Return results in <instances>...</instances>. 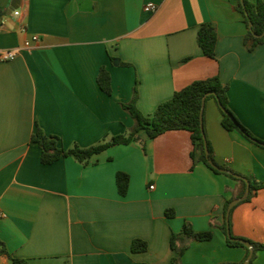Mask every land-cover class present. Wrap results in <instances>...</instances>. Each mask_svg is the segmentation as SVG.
Wrapping results in <instances>:
<instances>
[{
	"label": "crops",
	"instance_id": "obj_1",
	"mask_svg": "<svg viewBox=\"0 0 264 264\" xmlns=\"http://www.w3.org/2000/svg\"><path fill=\"white\" fill-rule=\"evenodd\" d=\"M238 1L0 0V50L39 37L32 49L0 61V240L12 257L28 264L245 261L247 250L228 246L220 230L223 205L237 198L241 183L194 162L188 131L153 139L140 132L145 151L135 142L116 145L87 164L72 157L42 164L30 142L37 126L64 149L126 134L133 120L122 104L134 88L137 109L151 115L176 91L213 76L227 85L236 118L264 141V39L252 50L244 44ZM147 3L157 10L145 11ZM203 23L216 30L215 59L197 44ZM101 67L111 77L109 95L97 84ZM203 125L217 165L264 185V148L227 131L213 98L205 99ZM117 172L129 177L124 196ZM184 223L213 236L189 240L178 257L170 237ZM230 231L264 244V187L237 203ZM136 239L145 251L131 250ZM0 264L12 262L0 253ZM252 264H264V250Z\"/></svg>",
	"mask_w": 264,
	"mask_h": 264
},
{
	"label": "trees",
	"instance_id": "obj_2",
	"mask_svg": "<svg viewBox=\"0 0 264 264\" xmlns=\"http://www.w3.org/2000/svg\"><path fill=\"white\" fill-rule=\"evenodd\" d=\"M237 10L242 14L244 23L247 26L244 44L249 50H252L255 46L261 44L264 39V2L261 0H257L256 2L243 0L241 3L239 0ZM196 39L202 53L210 59H215V46L217 41L215 27L211 23L201 24L197 30ZM96 79L101 91L108 95L111 94V77L105 67H101L99 69ZM227 91V85L221 83L218 76L196 80L176 91L169 100L158 104L151 115H144L136 107V89L134 88L132 100L129 103L122 104L123 108L133 120V126L126 134L112 136L110 139H103L99 143L85 148L79 147L75 144L68 149H64L59 144L58 137L46 135L41 128L37 126L31 135L30 142L35 143L39 147L40 161L42 164H52L65 157H72L81 164H87L92 156L116 145H126L131 142H135L141 146L143 151H145V141L140 136V132L145 133L146 139H153L170 130H185L190 133L192 144V151L190 155L193 161L203 163L214 173L225 174L226 176L239 181L241 183V190L237 195V198L241 197L245 193L247 181L249 184V193L242 201H248L255 194V192L258 189L263 188L264 185L253 183L250 179L242 177L233 171L231 172L239 177L223 173L209 163V160H211L218 168L225 169L215 163L212 148L204 130L203 110L202 120L200 119L202 100L204 99L205 102V99L213 98L219 106L221 124L227 131L237 132L248 142L264 148V141L251 134L250 131L229 109ZM227 114L232 115L235 121H233ZM204 140L207 144V154L204 149ZM115 183L119 195H126L129 184L128 175L123 172H117L115 175ZM231 200L232 199L225 201L223 205L224 220L220 226V230L223 233L228 246L243 247L247 250L248 255L249 251L242 243L229 239L226 234L225 214ZM235 206L231 208L229 213V228L231 227V213ZM165 213L167 216H173L174 214L171 209L166 210ZM212 236L213 234L211 231L195 232L189 224L184 223L178 233H172L170 237V247L179 257L186 249V242L189 240L209 241ZM231 237L235 238L232 233ZM250 243L253 245V254L248 264H252L256 251L264 250V244L254 242ZM146 247L147 245L144 241L136 239L132 242L131 250L133 252H142L146 250ZM0 253L6 255L12 264H28L25 259L12 257L1 240ZM178 257L174 258L173 262L176 261Z\"/></svg>",
	"mask_w": 264,
	"mask_h": 264
},
{
	"label": "water",
	"instance_id": "obj_3",
	"mask_svg": "<svg viewBox=\"0 0 264 264\" xmlns=\"http://www.w3.org/2000/svg\"><path fill=\"white\" fill-rule=\"evenodd\" d=\"M241 3L243 2V0H240ZM11 8L13 9V7L11 6ZM11 9V10H12ZM114 63H117V59L114 60ZM203 106H204V99L202 100V103H201V111H200V119L202 120V110H203ZM233 121H235V119L233 118L232 115L230 114H227ZM204 149H205V153L207 154L208 150H207V144H206V141L204 140ZM209 163L216 169H218L219 171L223 172V173H227V174H230V175H233L234 177H239L238 175L232 173L230 170H227V169H221V168H218L211 160H209ZM246 190H245V193L241 196V197H238L236 199H233L230 201V203L228 204V207H227V210H226V214H225V222H226V234H227V237L231 240H234V241H238L240 243H242L248 250H249V254L247 256V258L245 259V261L242 263V264H248L251 256H252V252H253V245L249 242V241H246L244 239H239V238H232L231 237V233H230V228H229V213H230V210L233 206H235L238 202L242 201L246 196L247 194L249 193V184L248 182L246 181Z\"/></svg>",
	"mask_w": 264,
	"mask_h": 264
},
{
	"label": "built area",
	"instance_id": "obj_4",
	"mask_svg": "<svg viewBox=\"0 0 264 264\" xmlns=\"http://www.w3.org/2000/svg\"><path fill=\"white\" fill-rule=\"evenodd\" d=\"M144 10L148 11L150 13H153L157 10V5L153 3H147L144 6ZM17 14V12H15ZM39 41V37L34 35L31 37L30 40L24 41L21 47H16L12 49H3L0 50V61L5 62V61H12L14 60L17 55L20 53L21 50H30L33 48V45ZM150 189H154L153 185H150Z\"/></svg>",
	"mask_w": 264,
	"mask_h": 264
}]
</instances>
